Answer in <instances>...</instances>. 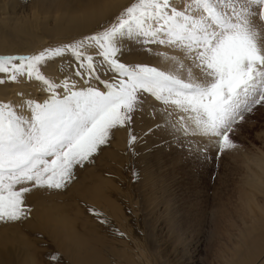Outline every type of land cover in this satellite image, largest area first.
<instances>
[{
    "label": "snow or ice",
    "instance_id": "1",
    "mask_svg": "<svg viewBox=\"0 0 264 264\" xmlns=\"http://www.w3.org/2000/svg\"><path fill=\"white\" fill-rule=\"evenodd\" d=\"M114 8L90 34L27 55H0V85L25 78L45 94L0 100V224L29 219L26 194L33 189L66 190L116 131L128 129L135 155L132 125L145 114L160 118L148 133L163 131L188 158L207 162L212 148L216 158L238 148L233 137L245 113L264 106V0H92L80 19ZM127 42L179 55L153 53L166 69L126 63ZM66 56L75 62L70 73L55 79L42 71Z\"/></svg>",
    "mask_w": 264,
    "mask_h": 264
},
{
    "label": "rangeland",
    "instance_id": "2",
    "mask_svg": "<svg viewBox=\"0 0 264 264\" xmlns=\"http://www.w3.org/2000/svg\"><path fill=\"white\" fill-rule=\"evenodd\" d=\"M157 51L172 50L127 42L121 59L156 66ZM159 119L145 114L132 125L135 155L120 129L66 190L27 193L29 219L0 224V264H73L79 242L95 258V243L115 238L120 256L102 248L109 264H256L264 255V176L257 184L248 177L256 170L250 158L264 155V106L245 113L238 148L218 158L212 148L207 162L188 158L163 131L148 133Z\"/></svg>",
    "mask_w": 264,
    "mask_h": 264
},
{
    "label": "bare ground",
    "instance_id": "3",
    "mask_svg": "<svg viewBox=\"0 0 264 264\" xmlns=\"http://www.w3.org/2000/svg\"><path fill=\"white\" fill-rule=\"evenodd\" d=\"M90 2L92 0H0V55H27L48 46L67 43L73 38L90 34L96 30L97 21L110 18L117 10L114 8L93 20L80 19L79 14ZM106 2L114 5H127L130 0H106ZM169 54L179 55L172 51H169ZM140 60L137 58V61ZM99 62L100 58L97 57V63ZM153 62L154 65L161 68L169 67V64L162 62L159 57ZM70 63L74 64L75 62L72 61L71 57L66 56L63 58V62L61 60L50 61L42 71L46 75L60 79L65 74L70 73ZM101 76H104L103 72H101ZM93 84L95 85L97 82L93 80ZM40 87L39 82L28 81L25 78H21L19 82L15 83L8 82L0 85V100L18 101L20 99L18 93L43 99L45 94L40 91ZM261 155L250 158V163L256 169L249 173L248 179L252 184L259 183L261 181L260 176H264V155ZM95 194L98 195L99 192L96 191ZM117 241L115 238L102 243L96 242L94 246L98 255L95 258L89 256L92 250L85 249L86 245L79 242L77 252L73 256V264H109V260L106 261L107 259L103 257L102 248H108L107 252L110 251L109 254L114 255L112 257L120 256L117 251L112 250ZM247 257L245 258L246 261L248 260ZM125 261L131 262V259L127 258ZM241 262L244 263L245 261ZM256 264H264L263 254Z\"/></svg>",
    "mask_w": 264,
    "mask_h": 264
}]
</instances>
